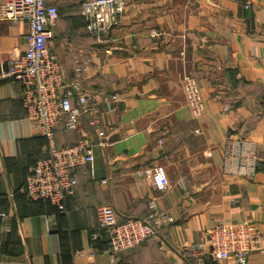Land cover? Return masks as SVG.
Returning <instances> with one entry per match:
<instances>
[{
	"label": "crops",
	"instance_id": "0c3cea01",
	"mask_svg": "<svg viewBox=\"0 0 264 264\" xmlns=\"http://www.w3.org/2000/svg\"><path fill=\"white\" fill-rule=\"evenodd\" d=\"M126 2L122 23L101 45L79 38L80 12L55 22L56 30L70 19L50 45L67 78L78 60L84 88L115 98L116 107H101L99 126L84 119L56 136L67 144L89 131L95 143L94 163L73 172L78 183L64 213L19 189L48 145L27 123L20 82L0 81V264H236L206 253L198 262L186 250L216 223L245 220L262 235L248 264H264V0ZM27 33L26 23L0 19V68L26 50ZM186 75L202 88L199 116L187 103ZM235 142L258 152L251 177L226 168ZM154 166L170 180L165 191L144 173ZM152 199L174 217L157 237L113 258L93 246V234H103L100 207L112 206L119 220L143 217Z\"/></svg>",
	"mask_w": 264,
	"mask_h": 264
},
{
	"label": "built area",
	"instance_id": "2783aa9c",
	"mask_svg": "<svg viewBox=\"0 0 264 264\" xmlns=\"http://www.w3.org/2000/svg\"><path fill=\"white\" fill-rule=\"evenodd\" d=\"M126 0H84L80 14L86 22L87 32L97 43L111 41V34L122 23L126 11ZM59 18L55 5L47 0H2L0 19L28 25L26 50L2 64L0 81L14 79L22 85V106L26 120L41 136L48 140L47 155L40 158L27 175L22 192L30 199H47L58 210L64 211L66 200L75 193L78 180L73 172L76 168L95 161L92 134L84 132L74 143L57 144L55 135L60 127L73 130L86 119L90 126L101 124V107L106 113L116 111L115 98L103 92H92L84 88V67L78 63L73 79H68L59 56L51 49L54 26ZM156 34V33H153ZM183 88L188 105L195 116L205 110L202 88L194 76L183 78ZM98 129L99 136L105 135ZM229 145L225 165L228 171L251 177L257 170L258 152L250 153L245 144ZM255 149V148H254ZM147 176L155 187L165 191L170 180L162 166L147 169ZM5 219V215L2 214ZM100 226L106 227L109 244L103 250L111 258L119 252H130L159 230L174 222V217L154 199L149 202V212L143 217H127L119 220L110 205L98 209ZM98 234H93L96 239ZM262 235L251 221H220L205 231L204 241L191 245L186 254L203 261V254L214 260L232 258L236 264H248L250 255L259 249Z\"/></svg>",
	"mask_w": 264,
	"mask_h": 264
},
{
	"label": "trees",
	"instance_id": "16d2710c",
	"mask_svg": "<svg viewBox=\"0 0 264 264\" xmlns=\"http://www.w3.org/2000/svg\"><path fill=\"white\" fill-rule=\"evenodd\" d=\"M47 4H52V3H50V2H48L47 1ZM56 7H57V9H58V13H59V8H58V6L57 5H55ZM81 6H82V3H81V5H75L71 10H74L75 12H79L80 10L79 9H81ZM69 12V11H68ZM59 18H60V13H59ZM59 18H58V20H59ZM81 21H82V23L81 24H84L85 25V27H86V22H85V19H84V17H78ZM87 32V31H86ZM87 34L90 36V34L87 32ZM57 37V32H56V30L54 29V35H53V39L54 38H56ZM76 62V61H75ZM76 65H77V62L74 64V68L76 67ZM73 68V69H74ZM83 83V82H82ZM93 91H95V90H93ZM61 131H63V132H67V131H70V130H66V129H64L63 127H60L58 130H57V132H56V135H55V141H56V136H57V134L59 133V132H61ZM39 136H41V135H39ZM41 137H43L45 140H46V142H47V145H48V140L46 139V137H44V136H41ZM57 143V142H56ZM74 143V142H73ZM57 144H63V143H57ZM47 155V151L44 153V154H42L41 156H39V157H37L36 158V160H35V162H34V164H33V166H32V169L34 168V166L36 165V162L40 159V158H42V157H45ZM32 169H31V171H32ZM31 171H29L26 175H25V178H24V182H23V184L21 185V187L19 188V189H21V192H22V189H23V187L25 186V182H26V177H27V175L31 172ZM22 194L24 195L23 197L25 198V199H27L28 201H33V202H39V201H43V202H49L50 203V201L49 200H47V199H38V200H33V199H30V198H28L23 192H22ZM69 199V198H68ZM67 202V201H66ZM56 208V207H55ZM58 213H64V212H66V210H67V206H66V204H65V210L64 211H60V210H58L57 208L55 209ZM102 227V226H101ZM103 229V234H101L100 233V235H98V237L96 238V239H93V237H92V241H93V246L95 247V248H98L99 250H104L107 246H108V244H109V234H108V229L106 228V227H102ZM137 248V247H136Z\"/></svg>",
	"mask_w": 264,
	"mask_h": 264
},
{
	"label": "rangeland",
	"instance_id": "374dc122",
	"mask_svg": "<svg viewBox=\"0 0 264 264\" xmlns=\"http://www.w3.org/2000/svg\"><path fill=\"white\" fill-rule=\"evenodd\" d=\"M60 3L58 4L57 3V6L59 8V13H60V17L64 16L68 11L70 12V10L75 6V5H81V3L84 1V0H59ZM80 10V9H79ZM80 12V11H79ZM66 16V15H65ZM73 19H76L77 22H78V25H80V23H82V21L79 19V18H73ZM71 19V20H73ZM70 19L68 18H64L61 20V23H59V26L58 28H56V30L58 31L59 29H63V30H69L70 27L67 25L66 22H69ZM73 23V21H71V24ZM76 25V24H75ZM87 29L85 27V32L83 35H79V38L84 40V41H87V37H91L87 34ZM65 36V35H63ZM62 38L60 37V40H63L64 38L66 37H63ZM57 37H59V35L57 34ZM82 37V38H81ZM99 44V43H97ZM101 45V44H99ZM188 103V102H187Z\"/></svg>",
	"mask_w": 264,
	"mask_h": 264
}]
</instances>
